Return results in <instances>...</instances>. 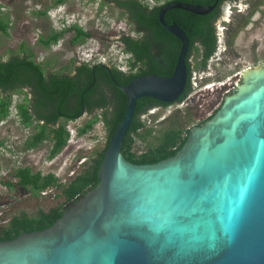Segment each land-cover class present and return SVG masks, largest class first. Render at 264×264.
<instances>
[{
	"label": "water",
	"instance_id": "obj_1",
	"mask_svg": "<svg viewBox=\"0 0 264 264\" xmlns=\"http://www.w3.org/2000/svg\"><path fill=\"white\" fill-rule=\"evenodd\" d=\"M173 75L117 85L127 99L99 171V184L48 229L0 242V264H264V64L245 70L218 112L189 131L174 156L134 164L122 152L137 103L177 102L188 85L189 39Z\"/></svg>",
	"mask_w": 264,
	"mask_h": 264
},
{
	"label": "rangeland",
	"instance_id": "obj_2",
	"mask_svg": "<svg viewBox=\"0 0 264 264\" xmlns=\"http://www.w3.org/2000/svg\"><path fill=\"white\" fill-rule=\"evenodd\" d=\"M55 1L0 0V7L5 9L0 18L8 23L7 34L0 31V57L3 61L14 55L22 56L23 47L36 56H44L53 70H59L65 65L66 55L68 58L73 57V53H76L75 48L71 47L70 50L67 49L69 52H63L61 44L65 38H61L57 43L59 48H52L53 52L43 49L38 42L40 37L48 38L56 30L55 21L49 15L54 16V8L60 6H57ZM242 1L246 4V8L235 18L229 33V44H222V49L219 48L208 60L205 69L201 66L203 60L201 49L192 60L191 90L187 97L182 102L169 107H155L140 117L145 129L139 132L140 136L134 138L132 147L134 153L141 155L155 147L163 135L171 129L180 130L184 136L193 127L213 117L221 108L226 95L237 85L242 71L264 64V0ZM250 3L254 12L247 17ZM43 10L47 11V15L39 16L37 12ZM107 10L116 17L119 15L112 7ZM87 14L89 15L88 11ZM83 20L88 22V18ZM101 21L105 22V16ZM100 31L95 32L92 39L83 45L82 51L91 55L102 48L108 32H104L103 29ZM58 49H61V52H55ZM7 95L5 94L4 97ZM17 97L15 94L12 95L13 104L18 102ZM11 112L12 114L5 120L6 123L0 127V141L5 144L0 150V180L7 178L8 181L16 183L18 179L14 176L15 171L29 168L33 173L40 172L43 176L48 173L54 174L58 184L41 195H35L30 188L9 189L2 186L0 228L7 226L14 217L23 214L35 217L40 211L46 212L52 208L59 207L66 210L70 203L62 193L63 188L91 166L105 148L108 139L106 126L98 121L89 133L79 134L71 141L69 139L66 148L54 158H50L53 142L47 140L37 148L26 149L27 139L37 132L36 123L32 127H25L15 116L13 106ZM95 115L99 116L100 111L68 123V126L74 133H78V130ZM149 129L153 130L151 135L147 132Z\"/></svg>",
	"mask_w": 264,
	"mask_h": 264
},
{
	"label": "flooded vegetation",
	"instance_id": "obj_3",
	"mask_svg": "<svg viewBox=\"0 0 264 264\" xmlns=\"http://www.w3.org/2000/svg\"><path fill=\"white\" fill-rule=\"evenodd\" d=\"M134 1L139 3L141 9L147 13H152L157 9L161 11L162 8L172 3H181L171 0H153V2H150V0ZM124 2H126V0H63L62 3H60L59 0L55 1L57 6L60 5L55 8L56 11H60L59 8L62 7L63 20L61 25L58 24V26H56L54 23L56 30L50 34L48 39L53 34L62 33L63 38H65L61 44L63 52H69L72 47L75 48L76 53H73V57L69 58L68 55H66L65 65L59 70H53V67L49 62H46L47 60L44 56L39 57V55H34L33 59L37 64L43 66L48 79L52 76H58L60 78L72 80V82H69L59 93H55V95H58L56 99L57 104H61L57 110H54V100L50 98L52 90L57 86L55 83L53 85V82L49 85V94L45 93L42 96L43 99H40L39 93H34L35 90L28 86H23L18 93H13L18 96L17 111L19 121L23 126L26 127L22 120L19 106H22V108L27 106L30 109L31 113H33V120L36 125H46L45 119L38 115L39 109H44V115L48 118L50 117L52 119V117L57 116L56 123L54 125L49 124V126L55 128L63 126L67 128L68 123L82 119L86 115L92 116L100 111L96 109L93 113L88 112L84 99L86 95H93L96 96V98L104 95L111 100L116 96L115 93H123L117 85L126 86L135 78L143 76H158L157 73H155L156 69H167L166 67L172 66L173 63L176 62V58L178 62L183 46L182 41L162 25L159 18L160 12L158 15L160 26L154 28L148 25H139L132 17L131 9H133V7L130 6V8H127L121 5V3ZM194 2V4L189 5L208 6L213 9L206 15H196L192 13L194 17L192 18L191 27L188 26L186 20L182 19V14H180L179 17L175 16V18L169 16L168 19L165 18L168 12L173 10L179 11L181 9H170L164 16L166 26H178L189 39L186 62H188L191 67L193 63L192 60L196 58L198 50H204L203 39L197 33L199 27H202L200 25L206 27L207 24H210L213 28V38L216 43L214 56L219 48L222 49V44H229V33H231L232 25L236 20L235 18H237L238 14H242V12H244L243 9L246 8V4L242 0H212L210 4L204 5L198 4V0H194ZM248 5L247 17L254 12L251 3ZM111 7L119 14L117 17L114 13L107 10ZM43 13L45 16L47 15L46 10L37 12L39 16H44L42 15ZM49 15H51L52 18L55 16H53V14ZM103 16H105L104 23L101 21ZM86 18H88V22H83V19ZM100 29H103L104 32H108L109 34H106L101 46L102 48L96 50L97 53L88 55L87 52L84 50L82 51V48H84L83 45H85L88 40L92 39L95 32H101ZM78 30H81L86 36L74 43V39L79 35ZM107 35L111 36L109 37ZM40 40L41 37L38 42L43 49L47 51L59 48L57 47V43L60 40L57 43L50 44L48 47L42 45ZM132 43H140L141 46L135 48L132 46ZM103 46L105 48H103ZM60 50L61 49H58L55 52H61ZM107 58L109 59L107 60ZM85 68L90 69L91 75L87 76L82 72ZM128 79L131 81L125 84ZM187 88L188 85L186 90ZM186 90L184 93L187 92ZM65 93H81L82 96L81 98L75 96L63 102V100L61 101L60 99ZM80 99L82 102L78 104ZM40 101L43 102L41 103ZM60 101L62 103H60ZM152 101L154 102L150 103H154V107L151 109L155 108L158 104H165L155 99ZM12 103L13 100L11 97V104ZM77 106H81L82 110L77 108ZM70 117H75V120H68Z\"/></svg>",
	"mask_w": 264,
	"mask_h": 264
},
{
	"label": "trees",
	"instance_id": "obj_4",
	"mask_svg": "<svg viewBox=\"0 0 264 264\" xmlns=\"http://www.w3.org/2000/svg\"><path fill=\"white\" fill-rule=\"evenodd\" d=\"M63 0H59L62 3ZM177 1L184 4H194V0H171ZM207 1V2H205ZM209 1V2H208ZM212 0H198V4H210ZM121 5L131 9L132 17L137 21L139 25H148L151 27L160 26L158 22V15L160 9L155 10L152 13H147L141 9V5L134 0H126V2L121 3ZM178 13V14H176ZM182 14V19L188 22V26L192 25V18L194 15L192 13H188L186 11H177L173 10L166 14V19L168 16L171 18H175ZM42 15H45L44 13ZM197 33L203 39V47L202 50V67L205 69L208 63L209 58H211L216 50L215 47V39L213 38V28L210 24H207L206 27L200 25ZM0 31L4 34L8 32V23L2 21L0 18ZM79 35L74 39V43H76L80 38L86 36V34L82 33L81 30H78ZM61 38H63V34H53L49 39L41 38L40 42L42 45L48 47L52 43H57ZM132 46L138 48L141 46L140 43H132ZM22 56L14 55L10 57L7 61H3L0 57V121L6 119L10 115V106H11V97L13 93H18L20 88L23 86H28L33 88L34 93H39V98L43 99L42 96L45 93L49 94V85L53 82V85H57L54 90H52L50 94V98L54 100V110H57L61 104H57L56 99L58 95L55 93H59L64 89L65 86L72 82L67 78H60L58 76H52L51 78L46 77V72L43 66L37 64L33 57L34 54L22 48ZM173 63L172 66L166 67L165 70L156 69L155 73H157L160 77H167L173 75L175 71V67L177 64ZM189 78H188V88L187 92L183 94V96L175 103L172 104H158L156 107H169L176 103L182 102L188 95L191 90V75L192 70L191 66L188 62H186ZM87 76L91 75L90 69H84L82 71ZM131 80L125 84H128ZM123 84V83H122ZM64 93V92H63ZM5 94H8L4 97ZM116 96L113 99H109L107 96H96L86 95L85 106L89 113H93L94 110L99 109L100 115H95L89 122H87L81 129H79L80 135H85L89 133L94 125L98 121H103L104 126L108 131V139L105 145V148L98 154V156L94 159L93 163L90 167H88L84 172L77 175L73 178L62 190V193L66 197L68 203L77 200L80 196H82L87 190L95 188L99 184V171L101 163L104 159V153L108 149L110 140L119 123L121 122L127 108V99L123 93H115ZM78 96L81 98V93H65L60 99L63 102L68 100L69 98ZM153 99L150 98H142L138 100L137 108L135 112V116L131 125V128L124 140L122 152L125 155L126 159L131 161L134 164L143 165V164H155L162 160H165L171 156H174L178 151L182 149L189 138V131L183 136L180 130L171 129L167 131L163 137L159 140L158 144L150 148L147 152L142 153L141 155H137L132 151V147L134 144L135 136H140L139 132L145 129V125L141 122L140 117L151 110L154 103ZM60 101V103H62ZM41 103L43 101H40ZM81 99L78 104H81ZM80 110H82L81 106H77ZM20 114L23 122L26 127H32L34 124L33 113H31L30 109L27 106L20 107ZM47 109V106H46ZM38 110V109H37ZM38 115L45 119L46 125H35L37 132L34 133L29 139H27L25 143L26 149H34L43 144L47 140H51L53 142L52 150L50 152L49 157L54 158L58 154H60L67 146L70 134L67 129L63 126L60 128H55L49 126V124L54 125L56 123V117H52V119L44 115V109H39ZM68 120H75V117H70ZM204 123V122H203ZM148 134H152L153 130H147ZM4 145V142L0 141V147ZM14 176L18 178L16 183L10 182L8 180H4L3 184H5L9 189H16L19 187L30 188L31 192L35 195H41L43 192L48 190L51 187H54L58 184V179L54 174H48L43 176L40 172L33 173L29 168H20L15 171ZM65 210L62 208H52L49 211H40L37 216L31 217L26 214L21 216L14 217L7 226L0 228V242L2 241H12L18 238L20 235L25 233H32L37 231H42L50 228L53 224L62 217Z\"/></svg>",
	"mask_w": 264,
	"mask_h": 264
},
{
	"label": "built area",
	"instance_id": "obj_5",
	"mask_svg": "<svg viewBox=\"0 0 264 264\" xmlns=\"http://www.w3.org/2000/svg\"><path fill=\"white\" fill-rule=\"evenodd\" d=\"M150 2H153V0H150ZM2 11H5V9L4 8H2V7H0V17L2 16ZM109 58H107V60H108ZM17 119L19 120V116L17 115ZM101 121V120H100ZM6 123V121H4V122H2V121H0V125H3V124H5ZM101 123L104 125V123H103V121H101ZM69 128V129H68ZM67 131L69 132V134H70V137H69V139H70V141H71V139H74L77 135H79V131H78V133H74L73 131H72V129L70 128V126H68L67 127ZM5 145V144H4ZM4 146H1L0 147V150L3 148ZM48 174H50V173H48ZM48 174H46V175H48ZM45 175V176H46ZM18 179V178H17ZM4 180H8L7 178H5V179H1L0 180V190H2V186H4V187H6V188H8L5 184H3V181ZM50 189V188H49ZM45 192H47V190L45 191ZM45 192H43L44 194H45ZM42 193V194H43Z\"/></svg>",
	"mask_w": 264,
	"mask_h": 264
},
{
	"label": "clouds",
	"instance_id": "obj_6",
	"mask_svg": "<svg viewBox=\"0 0 264 264\" xmlns=\"http://www.w3.org/2000/svg\"><path fill=\"white\" fill-rule=\"evenodd\" d=\"M60 9V11H56V9L54 8V11H55V16L53 17V20L55 21V25L56 26H58V24H60L61 25V22H62V20H63V17H62V7H60L59 8ZM12 106H13V108L15 109V116L17 117V115H18V111H17V106H18V102H16V103H12L11 104V106H10V114H12V112H11V108H12ZM10 116V115H9ZM8 116V117H9ZM7 117V118H8ZM6 118V119H7ZM6 119H4V120H2V122H4ZM4 125V124H3ZM3 125H0V127H2Z\"/></svg>",
	"mask_w": 264,
	"mask_h": 264
},
{
	"label": "bare ground",
	"instance_id": "obj_7",
	"mask_svg": "<svg viewBox=\"0 0 264 264\" xmlns=\"http://www.w3.org/2000/svg\"><path fill=\"white\" fill-rule=\"evenodd\" d=\"M229 10H230V9H229ZM247 69H249V68L244 69V70L242 71V73H243L245 70H247ZM242 73H241V74H242Z\"/></svg>",
	"mask_w": 264,
	"mask_h": 264
}]
</instances>
